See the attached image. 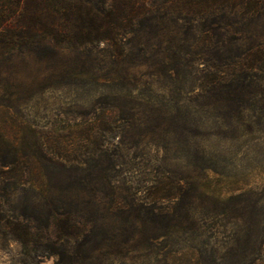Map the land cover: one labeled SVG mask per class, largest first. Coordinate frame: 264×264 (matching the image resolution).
<instances>
[{
  "label": "trees",
  "instance_id": "obj_1",
  "mask_svg": "<svg viewBox=\"0 0 264 264\" xmlns=\"http://www.w3.org/2000/svg\"><path fill=\"white\" fill-rule=\"evenodd\" d=\"M65 51L90 53V84L108 89L111 112L73 127L82 148L52 149L48 132L24 151L1 136L0 243L75 264L118 247L170 262L180 216L162 201L184 202L196 223L189 175L165 174L167 163L141 185L127 175L131 151L211 168L195 113L264 119V0H0V89L14 59L53 64Z\"/></svg>",
  "mask_w": 264,
  "mask_h": 264
},
{
  "label": "rangeland",
  "instance_id": "obj_2",
  "mask_svg": "<svg viewBox=\"0 0 264 264\" xmlns=\"http://www.w3.org/2000/svg\"><path fill=\"white\" fill-rule=\"evenodd\" d=\"M53 62L26 56L9 64L6 79L1 80L0 141L3 135L24 151H31L41 142L47 145L45 134L49 132L52 149L56 142L71 149L82 148L84 135L73 127L84 128L97 121V116L102 119L110 114L108 89L90 84V53L65 51ZM194 116L201 131L197 139L211 168L167 160L166 151L148 145L131 151L132 162H139V166L127 175L142 185V180L151 178V173L156 174L167 163L171 172L163 170L165 174L189 175L183 184L194 196L196 223L185 218L184 202L164 200L171 205L170 210L176 206L181 226L170 236L169 246L175 251L170 262L155 254L148 260L140 249L118 247L108 257L99 255V264H264V119L226 125L209 113ZM142 151L143 157H137ZM252 224L254 231L249 228ZM0 264L75 262L68 255L62 258L37 250L24 253L19 241L9 240L5 246L0 243Z\"/></svg>",
  "mask_w": 264,
  "mask_h": 264
}]
</instances>
